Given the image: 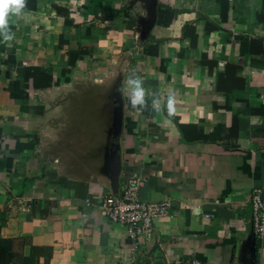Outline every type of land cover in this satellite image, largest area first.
I'll return each instance as SVG.
<instances>
[{
    "label": "crops",
    "instance_id": "obj_1",
    "mask_svg": "<svg viewBox=\"0 0 264 264\" xmlns=\"http://www.w3.org/2000/svg\"><path fill=\"white\" fill-rule=\"evenodd\" d=\"M261 14L263 0H25L0 37V264H264ZM131 176L171 204L137 246L99 207Z\"/></svg>",
    "mask_w": 264,
    "mask_h": 264
},
{
    "label": "built area",
    "instance_id": "obj_2",
    "mask_svg": "<svg viewBox=\"0 0 264 264\" xmlns=\"http://www.w3.org/2000/svg\"><path fill=\"white\" fill-rule=\"evenodd\" d=\"M140 178L131 176L125 183L121 195L106 194L102 197L99 207L105 218L123 225L135 246L150 240L159 218L170 214L171 204L168 201H145L139 194ZM252 223L255 236L264 241V187L255 186L250 195ZM91 204L89 198L85 200ZM173 264H203L196 256L176 258Z\"/></svg>",
    "mask_w": 264,
    "mask_h": 264
},
{
    "label": "clouds",
    "instance_id": "obj_3",
    "mask_svg": "<svg viewBox=\"0 0 264 264\" xmlns=\"http://www.w3.org/2000/svg\"><path fill=\"white\" fill-rule=\"evenodd\" d=\"M25 7V0H0V37L5 41L13 39V33L10 29L11 17H20L23 14ZM128 86L131 89L129 101L133 107L143 106L145 104V88L143 87V81L141 78L135 75L128 77ZM173 101L169 98L167 102V108L169 114L172 113ZM152 108L156 111H160V101L158 99L152 100Z\"/></svg>",
    "mask_w": 264,
    "mask_h": 264
},
{
    "label": "trees",
    "instance_id": "obj_4",
    "mask_svg": "<svg viewBox=\"0 0 264 264\" xmlns=\"http://www.w3.org/2000/svg\"><path fill=\"white\" fill-rule=\"evenodd\" d=\"M263 8H264V0H263ZM57 10H58V12L59 13H64V15L65 16H67V18H68V12H67V9H62V8H57ZM259 20H264V15H259ZM68 21L69 22H71L70 21V19H68ZM84 52H83V50H77V51H73V52H70V57H71V59H70V62H71V64H74L75 63V59L80 55V54H83ZM229 67H231L230 65H229ZM232 68V67H231ZM240 67L238 66V65H234L233 66V75H234V73H236V71H238V69H239ZM30 69L31 68H26V73H25V75H26V78L27 79H29L30 77H32V78H34L35 80H36V77L39 75V76H44L45 74L43 73V72H41L40 70H38V69H33V73H31L30 72ZM224 74H226V75H228V71H226L225 73H222V74H220V81H221V78H222V75H224ZM51 78V77H50ZM235 80H236V82H238V86L239 87H244V85H245V79L244 78H242V77H237V76H235ZM51 83V82H50ZM50 83H48V85H50ZM259 143L261 144V145H264V137L263 138H260L259 139ZM39 248H37V247H33L32 248V251H33V253H31V254H33V256L36 254V251L38 250ZM31 258V257H30ZM30 258H28L27 260V262H30ZM32 259V258H31Z\"/></svg>",
    "mask_w": 264,
    "mask_h": 264
},
{
    "label": "rangeland",
    "instance_id": "obj_5",
    "mask_svg": "<svg viewBox=\"0 0 264 264\" xmlns=\"http://www.w3.org/2000/svg\"><path fill=\"white\" fill-rule=\"evenodd\" d=\"M99 103H101V102H98V104H99ZM100 107H101V106H100ZM100 111H101L100 109L97 110L98 113H100Z\"/></svg>",
    "mask_w": 264,
    "mask_h": 264
},
{
    "label": "water",
    "instance_id": "obj_6",
    "mask_svg": "<svg viewBox=\"0 0 264 264\" xmlns=\"http://www.w3.org/2000/svg\"><path fill=\"white\" fill-rule=\"evenodd\" d=\"M118 121H120V117L118 116Z\"/></svg>",
    "mask_w": 264,
    "mask_h": 264
}]
</instances>
